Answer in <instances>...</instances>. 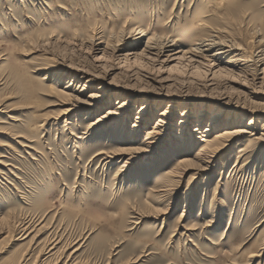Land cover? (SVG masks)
<instances>
[{"label":"rangeland","instance_id":"obj_1","mask_svg":"<svg viewBox=\"0 0 264 264\" xmlns=\"http://www.w3.org/2000/svg\"><path fill=\"white\" fill-rule=\"evenodd\" d=\"M54 1L0 0V56L4 58L0 61V102L9 106L3 109L0 104V161L5 162L0 163V264H264V141H251L250 133L243 134L230 141V146L202 174L195 169L183 173L177 163L186 153L171 154L164 149L165 144L149 154L150 158L132 161L127 171H119L124 155L116 156L113 164H106L105 155L91 159L99 149L140 146L145 132L159 117L170 123L168 140L179 129L178 120L184 118L183 114L188 115L186 131L191 134L197 125L206 128L214 120L213 131L208 132L210 138L224 128H247L248 119L259 116L254 137H261L264 110L255 111L264 109V65L261 63L255 72L244 66V59L234 65L226 63L228 58L220 62L211 56L184 54L190 43L185 38L181 40L182 48L178 44L160 56L143 51L142 45L136 49L127 45L115 48L113 43L105 48L97 45L99 36L93 45L90 42L95 34L90 27L102 29L109 37L122 25L150 28L153 17L160 25L156 30L150 28L152 33L176 37L183 25L181 14L195 0H168L170 8L177 2L172 17L159 15L152 8L138 15L127 6L130 0ZM74 1L80 2L81 10L65 12L64 8ZM118 12L127 16L118 18ZM173 27L176 32H172ZM250 30L243 28L239 37L246 47L242 56L247 59L257 48ZM74 35L76 41L72 40ZM30 36L36 40L32 48L27 45L33 40ZM111 40L116 42L113 37ZM126 41L131 44L132 40ZM178 47L184 52L171 55ZM32 59L34 64L54 63L56 70H64L65 84L74 80L75 91L69 92L77 100L71 98L70 105H76L78 111L68 119V126L65 118L55 126L56 104L60 102L56 98L45 97L43 102L53 103L42 110L23 108L25 99L19 84L10 78V68H25L36 76L26 62ZM252 63L249 61L254 68ZM117 99L127 103L125 117L130 126L126 129L131 130L137 120L136 124L142 125L140 141L116 140L120 129L116 131L111 124L86 137L89 134L84 132L91 122L86 119L88 106H95L97 113L90 119L96 120L108 108L115 109ZM78 100L95 104L85 105ZM46 111L52 117L41 138L33 124L41 123ZM139 112H143L141 119H137ZM234 113L238 115L234 117ZM120 124L122 128L123 122ZM194 135L196 138L199 134ZM30 146L48 152L53 166L63 171L66 186L60 181L50 190L41 154ZM195 146L188 152L189 157L197 152L199 146ZM172 170L176 181L167 186L164 180ZM157 185L164 191L153 193ZM126 206L127 213L123 214ZM38 208L51 210L49 216L58 211L51 221L63 234V243L64 236L84 238L80 242L83 246L72 257L69 254L76 247L63 252L58 246L50 251V246L38 254L49 233L46 230L40 235L41 244L33 246L27 259H21L30 238L17 241L15 235H9L10 230L29 221L24 217L36 215Z\"/></svg>","mask_w":264,"mask_h":264},{"label":"bare ground","instance_id":"obj_2","mask_svg":"<svg viewBox=\"0 0 264 264\" xmlns=\"http://www.w3.org/2000/svg\"><path fill=\"white\" fill-rule=\"evenodd\" d=\"M59 2L60 0H55L54 4H57ZM176 3L177 2H175L173 8L172 7L170 8L171 2H169L168 0H154V1L153 0H145V1L143 0V2L142 1L137 2L135 0H130L127 6H129L132 11H136L138 15H143L144 13H146V11L149 8H152L153 10L158 11L159 15L169 14V16L172 17V15L174 14V7ZM80 5H81L80 2L74 1L72 4H69L67 5L66 8H64L65 12L71 10V13H72L74 11L81 10ZM164 6H166V8H164ZM87 12L92 13V14L94 13L93 11H87ZM181 15L182 17H184L183 25H180V28H178L179 33L176 35V37H174L175 35L169 36V35L159 34L157 32L152 33L150 31V28L153 27L156 30L157 25H158V22L155 21L153 17V19L150 20L151 22V24H149L150 28H143L144 26L134 28V27H131L130 25H127V26L122 25L121 28L119 29L116 28L115 30H113L112 35H110L109 37L104 36V32L102 29L99 28V31H96L97 28L95 29V27H90V30L92 32L95 31V34L91 36L90 42L93 45L92 41L96 40V36H99L98 38L99 42L97 43V45L99 46L104 45L105 48L109 44H113V43L115 44V48L119 47L120 45H127L130 48L135 47V46L138 47L142 45L143 51L147 53H152V54L155 53L158 56H160V55H164L172 51V48H174L178 44H181V40L185 38V39L190 40V43L188 45L187 44L186 46L184 45L187 48L186 51L184 52V50L180 49V47L181 48L183 47V43H182L181 45H179L180 46L178 47L179 49L171 53V55L184 52V54H191L195 57L211 56L214 60L220 61V62H222V59L228 58L226 63L234 64V65L238 63L241 64L244 59V62H243L244 66L246 65L247 67H249V70L251 68V70L255 72H258L260 70L261 63L264 65V0H203V1L195 0L193 4L191 5L189 4V6L184 11V13ZM126 16L127 14L121 15L118 12L116 17L122 18ZM92 24L94 23H91L90 25ZM113 26H115V22H113ZM245 27L246 29L251 28L250 31L254 34L255 36L254 42L257 45V48L251 53L248 59L243 58L242 51L245 50L246 47L244 44H242L239 41L240 34L243 32V28ZM172 32H176V29L174 27L172 28ZM30 37L33 40L28 42L27 45L31 46L32 48V43L36 40H34L35 39L34 36H30ZM111 37L115 38L116 42H112ZM77 38L78 37L74 35L72 37V40H75ZM126 39H131L132 40L131 44H129L126 41ZM29 49H27L26 51H28ZM118 50L119 49H117L116 51ZM31 52H33L32 49H31ZM33 58H37V57L34 56ZM1 59L4 60L2 55L0 56V61ZM249 61L253 62L252 65L254 66V68L251 66V64H249ZM26 62L29 63L28 67L31 68L32 72L37 73L36 76H39L38 78L36 76L31 75L28 72V70L25 68H15V67L10 68V74H9L10 78L16 81L20 86L19 92L22 93L25 99L23 105H26V106H23V108L34 106L35 108L42 110L43 108L50 107V104L53 103L52 100H49L51 102L50 104L43 102L45 97L56 98V100L60 102H58L59 104H56L57 105L56 107L57 108L59 107V108H58V113H55V116H57L54 122L55 126L60 125L59 121L62 118H65L64 120L66 122L65 125L68 126V123H67L68 119L72 115L74 114L76 115L77 114L76 112L78 111V108L76 107V105L74 104L70 105L71 98H74L75 100H77L74 97L75 94L69 92V91H75V89L73 88L74 80L71 79L67 84H65L66 82L64 83V74H62L65 71L62 69L56 70L58 66L54 63L53 64L52 63L51 64H48V63H45V64L35 63L34 64V59L26 60ZM262 73L264 75V68L262 69ZM68 77L71 78L72 76H68ZM51 78H53L52 83H50ZM83 91H84V88L81 90V92ZM79 103H83L85 105H94L95 101L89 104H87V101H84V102L79 101ZM115 103L117 104V107L115 109L108 108L103 114H100L99 116H97L96 120H93L94 118L90 119L92 115H95L97 113V110H94L95 106H88V108L90 109H88L86 112L88 114L86 119L91 120V122L89 123L87 131H85L84 134H89L86 137H89L91 135L93 136L96 129H99L101 127L105 128V125L111 124L112 125L111 127L115 128L116 131L117 130L119 131L120 129V133L119 132L116 133L118 134V136H115L116 140H123V138H125V139L130 140L129 143H133V142L138 143V141H140V139L142 138V136H140L143 133L142 125L136 124L139 122L137 120L135 124H132L131 130L126 129V127L130 126L128 124L129 123L128 117H125L127 113L126 112L127 110L126 100L119 101V99H117ZM0 104L3 106V109L5 108L9 109V106L6 105L5 101L0 102ZM240 106L242 107V105H237V107H240ZM13 109H15V107ZM145 109H146L145 106L142 105L141 111H144ZM263 110L264 109L262 108V110H256L255 112H262ZM139 114L140 115L137 116V119L142 118L141 114H143V112H139ZM237 115L238 113H234V117H236ZM43 116L44 118L41 119V123L35 122L33 124V129L40 130L39 135L41 138L44 137L41 134L42 131L43 130L47 131L45 125H48L47 124L48 120H50L51 119L50 117H52L50 116V113L48 111H46L43 114ZM246 116L247 115L244 114L243 116L244 120H247L245 119ZM183 117L184 118H180L178 120L177 127L179 129L176 131H173V134H172L173 136H171L172 138L170 140H168V135H167L168 133L166 132L169 130L168 125L170 123H164V121H162V119L159 117L154 120V126H152L150 129H148L145 132V137L143 138L141 142H139L140 146L139 145L135 147L134 146L133 147L120 146V147H117V149L115 148V149H109V150L105 148L106 151L103 149H99V151L96 152L92 156L91 159L105 155V158L103 157V159L107 160L106 164L107 163L113 164V160L115 159L116 156L124 155L123 160H122L124 162L121 166H119L120 167L119 171L121 170L127 171L129 170L130 168L129 164L132 163V161H134L135 159L150 158L149 154H152L154 152L156 153L160 145L165 144L166 146L164 149L167 151H170L171 154L176 153V151L177 152L180 151V153L182 152L186 153V155L181 156L178 159L179 161L177 163L178 167H182L183 173L185 172L188 173V171L193 170V169H195L197 173H199L201 171L207 170L210 167H212V163L214 159L218 156L220 152H222L224 149L230 146V141L235 140L236 138H239L243 134L245 135V133H250L251 141H254V140L264 141V122L262 124V130H263L262 136L258 138L254 137L257 134L256 132L254 133V129L256 130L254 125L257 124V118H259V116H252L250 119H248L249 123H248L247 128H244V126L224 128L221 131H217L213 135V138H210V135L208 134V132L210 133L213 131L214 126H215L213 125V123H215L213 119L216 118V116L212 118L213 121L206 128L204 127L202 128L201 125H197L198 127L192 130L193 131L192 134L189 131H186L187 125H189L190 123V120L187 118L188 115L183 114ZM121 121L123 122L122 128H120ZM141 121L144 122V118ZM159 121L163 122V124L160 123ZM42 126H45V128H43ZM250 128H252L253 130H249ZM67 129L69 130L70 128L68 127ZM57 130L61 132L60 131L61 127L58 126ZM188 132L191 135L190 134L188 135ZM70 133L72 134L73 132L70 131ZM174 133L175 134L177 133L179 135H174ZM194 133H197L199 135L196 136V138H194L195 136ZM21 136H18V137H21ZM24 137L26 136L24 135ZM196 139L199 140V143L196 142ZM44 143H45V140H44ZM35 144H37V142ZM43 145L44 144L42 143L40 149H42ZM195 145L199 146V148L197 152L193 154V157H189L190 154H188V152L191 149H193L192 147H196ZM30 147L31 149L34 150V152L41 154L39 159H41L40 161H42V164H44V166H46L48 170V171L46 170L47 173L45 174L48 175L47 182L49 186L51 183L50 190L51 188L54 187V185L56 187V185H58L60 181L61 183L65 184L63 171L60 168L53 166V164L50 162L48 158L49 157L48 152L45 151L44 153H41L34 146H30ZM165 153L166 151L164 152L163 155H166ZM0 163L3 164L5 162L0 161ZM39 164L40 162L38 160V165ZM8 165H11V164H8ZM174 173L175 172L173 170L170 171L168 173V177L164 180L166 183H168L167 186H171V184L176 181L174 179ZM162 187L163 186H158V185L154 186V189H152V192L158 193V192L164 191ZM160 195L161 194H159L158 196L159 198H161ZM127 207L128 206H126L123 209L124 211L123 214L127 213L126 211ZM50 211L51 210H48V211L40 210L39 208L35 209L34 213H36V215L32 214L31 217H24V219L30 218L29 221H26L18 228L13 227V229L10 230L11 234L9 235L13 234L12 238L15 235L14 239L17 241H25L26 239L30 238L29 240L26 241L29 243L28 244L29 247H26L25 252L22 254V257H21L22 260L27 259V257L30 256L31 254L30 251L34 250L33 248H35L33 247L34 245L41 244L43 240L39 241L40 235H42V233H44L46 230L49 233L47 237L45 238V240L43 241V244H42L43 247L39 249L38 254L42 250H49L50 246H52V248H50V251H52L53 249H56L58 246V247L63 248L64 250L63 252H65L66 249H68L69 247H76L74 248L73 252L69 254V257H72L83 246V243H80V242L84 238L65 239V236H64V243H63V234H60V232H58L57 229L59 228H57L56 223L55 222L53 223L51 221L52 219L58 216V211H55L54 214L49 216ZM183 215L184 214H182V216ZM2 221H3V218L1 216L0 223ZM256 255L257 254H254L252 257ZM63 256L64 255L62 253L61 258ZM52 257L54 258L55 256L53 255ZM59 260L60 258H58V261Z\"/></svg>","mask_w":264,"mask_h":264}]
</instances>
